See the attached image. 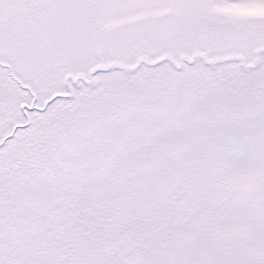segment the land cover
<instances>
[{"label":"snow or ice","instance_id":"snow-or-ice-1","mask_svg":"<svg viewBox=\"0 0 264 264\" xmlns=\"http://www.w3.org/2000/svg\"><path fill=\"white\" fill-rule=\"evenodd\" d=\"M0 264H264V0H0Z\"/></svg>","mask_w":264,"mask_h":264}]
</instances>
